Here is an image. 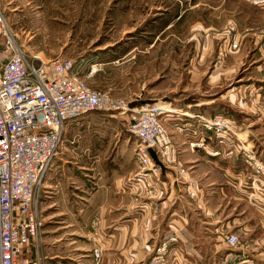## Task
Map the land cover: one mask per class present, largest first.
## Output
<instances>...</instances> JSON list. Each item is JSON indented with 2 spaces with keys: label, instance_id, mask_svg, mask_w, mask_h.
<instances>
[{
  "label": "crops",
  "instance_id": "1",
  "mask_svg": "<svg viewBox=\"0 0 264 264\" xmlns=\"http://www.w3.org/2000/svg\"><path fill=\"white\" fill-rule=\"evenodd\" d=\"M253 44L250 79L236 89L229 85L218 99L192 95L185 100H140L132 95L136 103L150 101L166 109L161 119L179 151V165L186 170L182 180H175L177 170L160 164L156 197H148L133 180L140 171L135 159L139 140L127 132L128 117L91 111L65 122L62 142L41 183L43 264H95L96 246L98 264H150L158 254L159 264H264V215L249 204L250 170L229 146L218 151L206 140L205 150L190 148L193 136L173 126L181 119L195 123L182 116L185 112L225 114L264 161V35ZM242 52L227 59L226 78L243 65L236 58ZM91 65L96 63L83 57L76 66L83 74V67ZM99 71L86 78L88 85ZM221 78L212 73L206 84L213 86ZM246 97L255 108L241 106ZM187 189L195 199L187 196ZM153 203L159 204L156 213ZM228 235L237 237L238 244L228 245ZM24 256L31 259L32 251Z\"/></svg>",
  "mask_w": 264,
  "mask_h": 264
},
{
  "label": "rangeland",
  "instance_id": "2",
  "mask_svg": "<svg viewBox=\"0 0 264 264\" xmlns=\"http://www.w3.org/2000/svg\"><path fill=\"white\" fill-rule=\"evenodd\" d=\"M255 1L0 0V7L27 55H37L44 61L63 57L75 65L85 57L100 69L88 82L93 89L135 105L133 94L140 100H160L163 96L185 100L192 95L206 100L217 98L231 84L236 89V85L248 81L253 66L252 59L248 60L250 50L255 39L264 35V12L257 15V10H264V4ZM240 49L243 52L236 58H241L243 65L226 78L230 68L227 59ZM89 68L83 67L84 76ZM212 73L224 78L208 86ZM150 104L130 106H158ZM240 104L255 108L249 97ZM121 116L128 117L129 124L132 122L129 113ZM193 124L201 127L197 121ZM199 127L196 134L188 133L192 141L202 135L209 143L214 142L208 144L211 149L215 145L218 151L228 149L211 133L207 139ZM239 137L248 143L244 136ZM173 146L177 149L174 143ZM237 156L247 168L241 153ZM252 192L251 189L249 194ZM249 194L250 206L264 215L250 201ZM40 195L41 185L35 199L39 210Z\"/></svg>",
  "mask_w": 264,
  "mask_h": 264
},
{
  "label": "built area",
  "instance_id": "3",
  "mask_svg": "<svg viewBox=\"0 0 264 264\" xmlns=\"http://www.w3.org/2000/svg\"><path fill=\"white\" fill-rule=\"evenodd\" d=\"M255 3L262 5L264 0ZM97 70L93 65L84 76L70 59L55 57L44 61L37 55H27L0 7V264H42L39 246L43 217L35 199L69 119L91 111L129 113L132 122L127 130L139 140L135 159L140 171L133 180L148 197L157 196L160 164L176 168L175 180H182L185 175L177 149L161 119L166 109L162 106L133 109L130 107L133 103L92 89L86 78ZM182 116L194 119L202 128L183 123L181 119L173 124L176 131L196 134L199 127L207 139L211 133L220 144L241 153L251 173L250 201L264 212V163L252 151V146L240 139L235 123L221 115L205 117L185 112ZM189 147L205 150L206 140L200 135L197 141L189 142ZM186 194L190 199L196 197L190 189ZM152 210L158 212L159 204L153 203ZM225 241L230 246L238 244L234 235H228ZM166 244L167 241L163 242L162 248ZM28 249H33L31 259L24 256ZM92 255L98 264L97 246ZM160 262L158 254L150 264Z\"/></svg>",
  "mask_w": 264,
  "mask_h": 264
},
{
  "label": "water",
  "instance_id": "4",
  "mask_svg": "<svg viewBox=\"0 0 264 264\" xmlns=\"http://www.w3.org/2000/svg\"><path fill=\"white\" fill-rule=\"evenodd\" d=\"M146 104H150V102L149 101H139V103H137V104H132L131 106H136V105H138V106H144V105H146ZM130 106V107H131Z\"/></svg>",
  "mask_w": 264,
  "mask_h": 264
}]
</instances>
